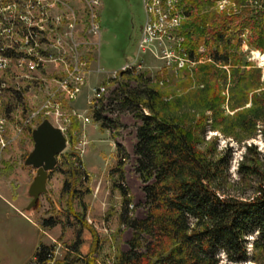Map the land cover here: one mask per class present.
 <instances>
[{
    "label": "rangeland",
    "instance_id": "rangeland-1",
    "mask_svg": "<svg viewBox=\"0 0 264 264\" xmlns=\"http://www.w3.org/2000/svg\"><path fill=\"white\" fill-rule=\"evenodd\" d=\"M102 2V31L99 48H95L83 42L93 41L87 32L89 20L85 0H0V129L8 141L0 148V264L12 263L14 252L27 254L32 250V236H36L37 231L20 215L33 217L40 212L43 217L39 216L38 224L44 215L46 218L52 215L66 225L57 233L39 225L40 237L53 247V258L47 264L63 262L67 255L81 259L74 264H118L121 252L130 251L135 231L129 222L144 219L148 211L144 193L146 183L137 170V131L142 123L138 114L140 108L145 114L151 110L144 104L136 108L125 105L120 92L123 88L140 92L153 89L160 96L157 108L160 115L179 121L187 129L195 128V134L201 133L205 126V138H201L200 148H211L213 139L217 141L218 151L230 148L233 156L227 187L232 193L243 187L235 182L239 179L237 167L246 145H257L264 172V122L259 121L255 129L229 128L228 123L236 111L231 105L241 101L238 93L235 98L231 96V88L237 85V75L232 66L214 61L209 54V51L218 50L240 71L254 65L261 69L264 79V51L249 45L250 30L241 25L243 5L231 0H212L209 7L202 8L201 12L215 10L237 16L239 28L228 30L219 44L201 42L196 49L197 57L191 58V42H187L184 35V24L191 19L186 13L191 1ZM244 4L249 7L250 15L264 13V0H245ZM201 12L194 10V15ZM71 23L75 26L73 40L66 36ZM76 41L82 42L79 49L87 61L88 71L77 99H69L59 82L65 74L66 64L73 62V42ZM38 57L43 60L31 69L30 64ZM248 63L252 65L246 66ZM124 66L127 69L123 70ZM98 85L106 86L105 103L99 110L88 111L91 119L83 127V123L70 113L88 109L87 100L92 88ZM218 91L224 97L221 113L228 118L213 124L207 99L213 100L211 96ZM49 99L52 104L45 110L42 107ZM57 103L63 113L61 116L54 110ZM96 114H100L101 120L94 119ZM46 117L54 125L66 127L63 132L67 146L63 152L72 150L77 139L75 132H86L89 142L84 163L88 176L85 179L79 177L74 163L66 165L64 169L69 177L67 181L72 185L73 198H70L71 191L60 197L61 191L54 181L47 180L49 192L40 196L34 210L26 212L25 207L30 201L27 187L36 169L32 168L29 183H23L20 168L33 149L32 129ZM260 181L259 176L250 182L256 186ZM50 196L56 205L50 201ZM21 197L27 199V204L13 208L11 204ZM70 202L89 225L83 226V231L90 238L83 240L78 251L71 245L82 225L68 212ZM147 238L143 235L142 245L137 248L139 251L145 249ZM33 255L26 264H43L44 261H34Z\"/></svg>",
    "mask_w": 264,
    "mask_h": 264
},
{
    "label": "trees",
    "instance_id": "trees-1",
    "mask_svg": "<svg viewBox=\"0 0 264 264\" xmlns=\"http://www.w3.org/2000/svg\"><path fill=\"white\" fill-rule=\"evenodd\" d=\"M189 1L191 5L186 13L191 19L184 24V35L186 41L191 42L189 56L196 58V49L201 42L219 44L228 30L239 28V23L237 16L226 12H201L212 4V0ZM231 1L243 5L241 25L250 30L249 45L264 51V13L250 15L249 7L244 6L245 0ZM194 10L201 13L194 15ZM209 54L214 61L232 66L237 75V85L231 88V96L235 98L238 93L241 101L231 105L236 111L228 123L229 128L255 129L259 121L264 122L261 69L248 63L246 66L252 65L251 69L240 71L218 50L209 51ZM120 92L125 105L136 108L144 104L151 112L145 114L140 108L138 116L142 123L138 127L136 144L137 170L146 183L144 193L148 211L144 219L129 222L135 231L130 241L131 249L121 252L118 264H264V172L257 145L245 146L237 167L239 179L235 182L243 187L232 193L227 187L233 156L230 148L218 151L214 139L208 150L200 148L206 127L195 134V128L187 129L179 121L160 115L157 109L160 96L153 89L140 92L123 88ZM211 97L213 100L207 99V105L215 124L228 117L221 113L224 97L219 91ZM247 103L250 105L246 107ZM94 119L101 120L100 114ZM225 131L228 132L226 128ZM262 133L264 139V129ZM67 160L73 165L72 154ZM259 176L262 181L252 186V178ZM72 214L81 223L80 228L89 226L78 213ZM91 230L96 235L95 230ZM143 235L148 236V243L143 251H139L137 248L142 245ZM81 242L78 232L72 248L78 251ZM52 248L41 243L34 253L36 261H44ZM64 259L56 264L81 261L70 255Z\"/></svg>",
    "mask_w": 264,
    "mask_h": 264
},
{
    "label": "built area",
    "instance_id": "built-area-1",
    "mask_svg": "<svg viewBox=\"0 0 264 264\" xmlns=\"http://www.w3.org/2000/svg\"><path fill=\"white\" fill-rule=\"evenodd\" d=\"M86 3V9H87V15H88V28L87 32L89 35L92 37L93 41H83L86 44H91L95 48H99V42H100V36H101V31H102V26H101V7L103 6L102 0H85ZM35 6V3L31 5L33 8ZM71 29L66 32V36L70 37L72 40L74 39L73 32L75 31V26L74 23H71L70 25ZM82 42H73V49H74V59L71 64H66L65 67V74L64 76L60 79V88L66 93L67 97L69 99H77V96L81 92V89L85 85L86 82V74H87V61L83 58V56L80 53V45ZM43 60L42 58L38 57V60L35 61L34 63L30 64V68L34 69L39 65V62ZM130 68V67H128ZM123 70L127 69V67H123ZM115 75H113V78ZM105 94H106V86L105 85H98L94 86L92 88V93L87 100L88 104V109L86 108L84 112H76L73 111L70 113L71 116L74 118L80 120L83 123V127L87 122H90L91 119V114L88 113L89 110H99L101 108V104L104 102L105 103ZM53 95V94H51ZM52 99V98H51ZM49 99L48 102H46L43 105V109H48L52 101ZM54 110L56 115H63L62 112H60V105L57 103L54 106ZM65 120H68L65 118ZM59 127L63 131H65L66 127L62 124H59ZM3 129H0V148H4L8 141L4 139L3 135L1 134V131ZM84 130V128H83ZM80 133V134H79ZM79 133H74L76 136V142L74 143L72 147V152H73V163L75 165V168L80 172L81 178L85 179L88 175L87 173V168L85 166V159H84V154L86 153V146L89 142L86 132H79ZM53 258V252L48 254V257L44 260L43 264H47L46 262L49 261L50 259ZM33 260L36 261V257H33Z\"/></svg>",
    "mask_w": 264,
    "mask_h": 264
},
{
    "label": "water",
    "instance_id": "water-1",
    "mask_svg": "<svg viewBox=\"0 0 264 264\" xmlns=\"http://www.w3.org/2000/svg\"><path fill=\"white\" fill-rule=\"evenodd\" d=\"M32 138L33 149L26 156L24 165L32 166L36 173L27 187L26 194L30 201L25 207L26 212L34 210L40 196L49 192L47 188L49 174L57 165L58 155L67 146V138L61 127L54 125L47 117L32 129Z\"/></svg>",
    "mask_w": 264,
    "mask_h": 264
},
{
    "label": "crops",
    "instance_id": "crops-1",
    "mask_svg": "<svg viewBox=\"0 0 264 264\" xmlns=\"http://www.w3.org/2000/svg\"><path fill=\"white\" fill-rule=\"evenodd\" d=\"M102 10H103V7H102ZM71 154H73L72 150L59 154L60 156L62 155V158L58 155L59 159H58L57 165L53 169V171L50 172L49 177H48V182H51V180L54 181L57 188L60 189V191H61L60 197H62V198L66 194V192H68V191H71V193H70L71 197L70 198H73V196H72L73 192H72L71 187H70L72 185L69 183V181H67V178H69V177L67 176V171H65V169H64L65 166L69 164L67 159ZM29 168H31V169H29ZM32 168L33 167H28L25 165H23L20 168L21 176L23 177V183H26V182L29 183L28 179H30V176H31V173L33 170ZM77 173L80 177L81 176L80 173L79 172H77ZM50 201L54 205H56L55 199L51 196H50ZM25 204H27V199H25L24 197H21V199L19 201L17 200V202L15 204H11V205L13 206V208L19 209L20 207L24 206ZM69 205H70V208L68 210L69 213H73V212L78 213L74 208H72L71 202L69 203ZM20 216H22L23 218L28 220L32 224V227L36 229L37 233H36V236H32V250L30 252H28L27 254H25L26 252H23V253L14 252V255L12 257V263H9V264H26L29 261L31 255L33 253H35V251L37 250L39 245L41 243H44V241L40 237V231L39 230H40L41 226L46 228L49 232H52V233L60 232L62 229H64L66 227L65 222H62V221L56 219V217H54L52 215L48 218H46L44 215V218L41 219L40 224H38L37 219L40 218L39 216L43 217L41 212L33 214V217L32 216L28 217L25 215H20ZM39 225H41V226H39ZM78 232L81 233V238H82V242L79 246V250H80V247L84 242L83 240L88 241L90 236L83 231V228L79 227ZM83 233H84V235H83ZM76 236H77V234H76ZM75 240H76V238L74 239V241Z\"/></svg>",
    "mask_w": 264,
    "mask_h": 264
}]
</instances>
